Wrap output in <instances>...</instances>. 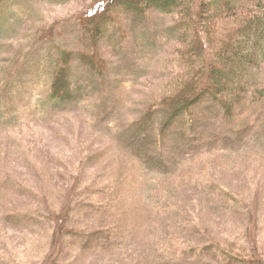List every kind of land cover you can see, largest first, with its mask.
<instances>
[{
  "label": "rangeland",
  "instance_id": "obj_1",
  "mask_svg": "<svg viewBox=\"0 0 264 264\" xmlns=\"http://www.w3.org/2000/svg\"><path fill=\"white\" fill-rule=\"evenodd\" d=\"M103 1L0 0V264L264 262V99L176 118L182 17L114 8L99 50Z\"/></svg>",
  "mask_w": 264,
  "mask_h": 264
},
{
  "label": "trees",
  "instance_id": "obj_2",
  "mask_svg": "<svg viewBox=\"0 0 264 264\" xmlns=\"http://www.w3.org/2000/svg\"><path fill=\"white\" fill-rule=\"evenodd\" d=\"M210 1L104 0L106 9L93 15L86 27L101 50V22L114 17V8L141 14L159 8L169 14H179L182 19L178 24L186 30L182 36L185 41H191L187 42L191 43V51H185L183 70L174 82L173 92L160 105L174 111L176 118L186 114L195 116L208 101L207 97H211L235 117L240 108L252 101V96L264 99V88L256 90L252 80L255 70L264 63V0H254L245 7L233 6L229 0ZM200 40L205 43L198 45ZM66 60L65 64L61 61L58 70L56 98H64L72 88L70 60ZM87 60L96 66L102 63L101 55L89 54ZM254 252L259 254V249L254 247ZM253 263L264 264L256 259Z\"/></svg>",
  "mask_w": 264,
  "mask_h": 264
}]
</instances>
